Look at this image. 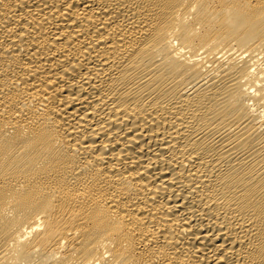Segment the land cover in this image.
<instances>
[{
  "label": "bare ground",
  "instance_id": "6f19581e",
  "mask_svg": "<svg viewBox=\"0 0 264 264\" xmlns=\"http://www.w3.org/2000/svg\"><path fill=\"white\" fill-rule=\"evenodd\" d=\"M0 264H264V0H0Z\"/></svg>",
  "mask_w": 264,
  "mask_h": 264
}]
</instances>
